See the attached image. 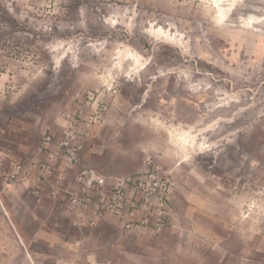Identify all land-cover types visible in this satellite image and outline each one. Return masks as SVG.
<instances>
[{"label": "rangeland", "instance_id": "obj_1", "mask_svg": "<svg viewBox=\"0 0 264 264\" xmlns=\"http://www.w3.org/2000/svg\"><path fill=\"white\" fill-rule=\"evenodd\" d=\"M221 4L219 20L213 0H0V179L76 119L108 192L140 177L164 202L143 188L133 226L104 212L95 233L24 188L10 203L35 264H264V0Z\"/></svg>", "mask_w": 264, "mask_h": 264}, {"label": "built area", "instance_id": "obj_2", "mask_svg": "<svg viewBox=\"0 0 264 264\" xmlns=\"http://www.w3.org/2000/svg\"><path fill=\"white\" fill-rule=\"evenodd\" d=\"M77 123L74 119L60 135L54 130L45 132L40 143L26 159L12 164L3 178L4 183L20 185L34 194L42 193L49 186L53 197L66 196V210L73 214V225L95 224L94 218L101 213L110 212L117 214L125 228H130L134 225L136 213L152 206L151 201L149 205L141 201V190L147 187H144L140 177H128L112 182V190L108 192L104 177L84 162L81 156L83 141L89 133L80 131L76 127ZM88 126L89 123H86V127ZM128 186H131L133 195L130 200ZM155 190V187H149L148 191L143 192L146 200L149 197L154 199L152 203L159 210L164 202L161 201V195L155 194ZM148 195L150 196L147 197ZM87 215L91 218L87 219ZM146 221L144 218L141 223Z\"/></svg>", "mask_w": 264, "mask_h": 264}, {"label": "crops", "instance_id": "obj_3", "mask_svg": "<svg viewBox=\"0 0 264 264\" xmlns=\"http://www.w3.org/2000/svg\"><path fill=\"white\" fill-rule=\"evenodd\" d=\"M5 154L0 151V164L5 160ZM13 164V163H12ZM9 165V169L12 166ZM7 169V171L9 170ZM21 190H24V187L17 186V185H9L4 183L3 180L0 179V257H16L23 263L27 264H35L33 261V253L31 252L29 246L27 245V241L21 234L19 230V223L15 219V206L11 204L10 202L15 197H21L22 195H25V192H21ZM25 191V190H24ZM10 203V204H9ZM31 211H41L40 214L47 213L48 209L45 207H42L39 203V200L37 198H33V203H31V206H28ZM26 209V208H25ZM58 208L50 209V213L54 212V220L50 224H47L43 222L40 224V230L38 232V236H40L41 239H45L44 236L47 237L48 230L46 227L48 225L50 226H57L59 225L58 220ZM105 215V214H104ZM103 217V216H102ZM87 219H90L87 215ZM109 220V217H107L105 220L100 218H94L95 224L91 225H84L80 226L78 228H93L95 230V233L98 232L99 228L101 227H108L109 224H107V221ZM113 223V222H112ZM112 225V224H111ZM83 231V229H82ZM44 237V238H42ZM58 237V235H55V239ZM83 237H86L85 232L83 233ZM76 243H81V240ZM95 256L91 255L88 257L90 259V263L97 264Z\"/></svg>", "mask_w": 264, "mask_h": 264}, {"label": "bare ground", "instance_id": "obj_4", "mask_svg": "<svg viewBox=\"0 0 264 264\" xmlns=\"http://www.w3.org/2000/svg\"><path fill=\"white\" fill-rule=\"evenodd\" d=\"M213 2H214V4L216 5V6H218V18H219V20H222V19H224V17L227 15V12H228V10L230 9L229 7L228 8H226V7H223V6H221L222 4H221V2H222V0H213ZM256 18L257 17H255L254 15H249V16H247L245 19H244V26L246 27V26H250L254 21H256ZM180 131V130H179ZM177 133H179V132H177ZM182 133V132H181ZM181 133H179V134H181ZM179 136V135H178ZM187 136V135H186ZM184 139V138H183ZM182 139V140H183ZM186 139V138H185ZM190 139V138H189ZM191 140V139H190ZM185 141V140H184ZM189 141V140H188ZM192 141V140H191ZM186 145V144H185Z\"/></svg>", "mask_w": 264, "mask_h": 264}]
</instances>
